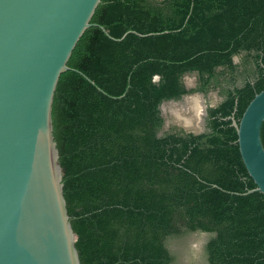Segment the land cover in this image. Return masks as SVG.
<instances>
[{
    "label": "trees",
    "instance_id": "obj_1",
    "mask_svg": "<svg viewBox=\"0 0 264 264\" xmlns=\"http://www.w3.org/2000/svg\"><path fill=\"white\" fill-rule=\"evenodd\" d=\"M163 1L100 0L89 21L110 37L87 27L55 85L52 135L79 264H175L166 244L192 232L208 233L207 264H264V196L240 194L254 184L223 118L236 97L237 120L264 88V0ZM126 31L157 33L113 39ZM250 49L257 76L226 89L209 132L155 135L157 104L183 92V72L218 85L230 55ZM259 135L264 149V120Z\"/></svg>",
    "mask_w": 264,
    "mask_h": 264
},
{
    "label": "water",
    "instance_id": "obj_2",
    "mask_svg": "<svg viewBox=\"0 0 264 264\" xmlns=\"http://www.w3.org/2000/svg\"><path fill=\"white\" fill-rule=\"evenodd\" d=\"M99 2L0 0V264H79L62 195L51 103L59 74L74 70L66 62L83 31L94 25L109 36L89 21ZM128 32L157 33L126 31L113 39ZM226 118L254 184L240 194L264 196L259 135L264 88L252 95L237 120L232 114Z\"/></svg>",
    "mask_w": 264,
    "mask_h": 264
},
{
    "label": "flooded vegetation",
    "instance_id": "obj_3",
    "mask_svg": "<svg viewBox=\"0 0 264 264\" xmlns=\"http://www.w3.org/2000/svg\"><path fill=\"white\" fill-rule=\"evenodd\" d=\"M155 1H157L159 4L164 3L163 0ZM256 52V50L250 49L239 50L236 54H231L230 62L234 66L232 73L225 72L221 77H218V85L211 82L202 84L199 74L196 70H188L183 72L179 76V80L183 86V92L179 93L176 98L172 97L161 100L157 104V111L159 117L161 118V123L155 135L161 136L163 133L198 135L209 132L210 120L216 116H219L220 114V112L211 114L210 110L217 109L224 104L226 101V89L230 90V95H233L235 93V89L242 88L246 82L253 84V81L257 76L258 66H261V64L258 62L259 59L254 60L253 58V55ZM243 58H246V61H244ZM220 68L221 67L218 66L216 70H219ZM262 71L264 73V69ZM158 80L159 75H152V83H157ZM211 93H213V95ZM235 104L236 97L233 100V108L235 107ZM233 108L231 114H233L235 111H233ZM201 111L205 112V115L202 119L197 116V113ZM228 116L226 115L223 118L226 119ZM207 235L208 233H206V236L203 238V240H207ZM185 239L186 237H184L180 243L183 244ZM172 253L174 254L173 251ZM174 256L175 264H177L176 262L179 264H186L183 259L178 260L180 257L176 256V253ZM187 263L207 264L206 256L204 253L199 254L193 252V257L191 258L189 256Z\"/></svg>",
    "mask_w": 264,
    "mask_h": 264
},
{
    "label": "rangeland",
    "instance_id": "obj_4",
    "mask_svg": "<svg viewBox=\"0 0 264 264\" xmlns=\"http://www.w3.org/2000/svg\"><path fill=\"white\" fill-rule=\"evenodd\" d=\"M192 78V77H190ZM213 95V93H211ZM206 236V233H200V232H195V233H190L188 236L186 235L185 242L181 244L180 242H173V243H167V248L171 251L176 253V256H179L178 260L183 259L186 264H188V259L189 256L192 258L193 257V252H196L191 245L198 240H203V238ZM208 237V235H207ZM186 243V244H185ZM171 251V252H172ZM191 252V254H190ZM197 253V252H196ZM179 264L178 262H176ZM184 263V262H183Z\"/></svg>",
    "mask_w": 264,
    "mask_h": 264
},
{
    "label": "clouds",
    "instance_id": "obj_5",
    "mask_svg": "<svg viewBox=\"0 0 264 264\" xmlns=\"http://www.w3.org/2000/svg\"><path fill=\"white\" fill-rule=\"evenodd\" d=\"M211 106V105H209ZM205 115L204 111L198 112L197 116L200 117L201 119ZM206 240H198L197 242L193 243L191 247L199 254L203 253L204 245L206 244Z\"/></svg>",
    "mask_w": 264,
    "mask_h": 264
}]
</instances>
